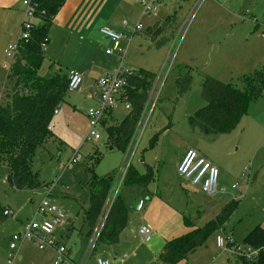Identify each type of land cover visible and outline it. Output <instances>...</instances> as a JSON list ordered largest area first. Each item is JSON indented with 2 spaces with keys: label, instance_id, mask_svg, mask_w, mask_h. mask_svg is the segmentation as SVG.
<instances>
[{
  "label": "rangeland",
  "instance_id": "rangeland-1",
  "mask_svg": "<svg viewBox=\"0 0 264 264\" xmlns=\"http://www.w3.org/2000/svg\"><path fill=\"white\" fill-rule=\"evenodd\" d=\"M118 1L120 5L113 0V12L105 11L107 14L101 18L119 25L122 20L128 23L120 29L127 37L120 43L125 50L121 63L115 54L105 53L108 47L98 31L99 25L89 40L81 39L71 30H49L38 75L67 76L70 71L78 70L84 72L85 78L82 74L78 89H66L50 122L51 136L35 148L32 169L37 172L41 186L34 190L14 189L8 181L9 169L0 164V206L10 207L15 215V219L8 215L0 223V264H7L11 235L22 231L23 224L34 214L35 220L41 219L40 213H36L39 207L61 209L64 221L71 225L70 231L65 224L56 228L50 238L66 249L65 243L72 244L77 237L86 235L89 228L84 211L88 207V191L84 183L91 176L90 167L97 177L113 175L112 195L117 191L127 203L138 198L133 187L119 184L116 178L128 163L150 175L147 189L161 208L157 222L160 226L174 227L177 235L172 238L191 228L184 224V216L190 217L196 226H202L226 204L234 203L232 213L222 225L223 234L232 241L229 247L225 248L224 243L223 247L217 246L216 236L222 235L217 227L201 246L177 264H245L243 259L238 261L233 247L238 244V249L245 251L247 232L257 225L264 227V120L250 113L232 131L207 135L191 129L187 115L205 105L200 87L205 76L242 90V76L264 65V0H205L200 4L197 0H160L155 11L145 15L138 0ZM174 10L176 29L171 40L161 48L153 47L146 35L148 26ZM137 21L142 29L131 35L130 27ZM6 59L9 64L10 59ZM119 67L141 68L156 75L152 88L156 97L145 103L135 141L125 152L109 149L106 144L105 128L118 125L127 114L120 101L106 112L105 125L99 127L101 139L96 142L87 139V110L99 105V89L96 85H92L93 89L88 86L92 81L89 78L113 74ZM179 78L190 80V88L181 95L177 86ZM6 86L7 81L0 104L8 98ZM263 95L264 91L259 97ZM256 103L264 112V103ZM258 122L259 127L254 125ZM255 127L258 130L254 132ZM186 146L214 158L219 172L215 194L202 192L199 186L177 174L176 162ZM233 184L236 189H231ZM231 193L237 198L233 199ZM160 232L163 234L165 230ZM149 244L137 236L132 244L122 246L123 253L128 255L130 249H137L139 264L145 261L158 264L155 255L160 251L154 253V245ZM79 250L81 257L85 251L81 247ZM18 254L21 258L13 264H54L57 258L55 250L39 249L32 240H25ZM77 258L75 262L79 263Z\"/></svg>",
  "mask_w": 264,
  "mask_h": 264
},
{
  "label": "trees",
  "instance_id": "trees-1",
  "mask_svg": "<svg viewBox=\"0 0 264 264\" xmlns=\"http://www.w3.org/2000/svg\"><path fill=\"white\" fill-rule=\"evenodd\" d=\"M30 1L34 11L29 35L26 40L17 41L15 56L8 68L5 91L8 98L0 104V164L9 169L8 181L16 190H34L41 186L37 172L32 169L34 151L51 136L49 126L54 110L60 105L67 89V76L56 73L50 78H43L37 73L43 59L41 45L48 42L53 19L65 0ZM175 14L174 10L171 15L147 28L146 35L153 47L161 48L171 40L176 29ZM123 76L125 83L118 101L128 102L130 109L118 125L105 130L108 148L125 152L135 135L156 75L139 68L124 71ZM242 80L244 87L240 90L211 76H205L200 84L205 105L187 115L189 127L207 135L232 131L246 114L249 103L256 100L264 89V65L243 75ZM177 86L181 95L190 88V80L179 78ZM101 125H105L104 119ZM89 170L91 176L84 183L88 191L84 220L91 230L104 210L114 186V177L111 174L97 177L91 167ZM149 179L148 173L141 174L132 164H128L121 184L141 190L143 196L148 198ZM233 204H226L213 219L202 226L193 227L190 217L184 216V224L192 229L164 243L157 255L158 264H177L201 246L217 227H222L234 209ZM5 208L7 207L0 206V223L6 218L3 214ZM127 222V207L122 197L116 194L107 212L99 242L104 240L116 243ZM109 226L113 227V231L107 235ZM244 243L247 248L257 250V253L250 259L236 256L238 261L243 259L245 264H264V227L257 225L249 230ZM229 245L227 242V246ZM237 247L239 245L235 244L234 248Z\"/></svg>",
  "mask_w": 264,
  "mask_h": 264
},
{
  "label": "built area",
  "instance_id": "built-area-1",
  "mask_svg": "<svg viewBox=\"0 0 264 264\" xmlns=\"http://www.w3.org/2000/svg\"><path fill=\"white\" fill-rule=\"evenodd\" d=\"M159 1L160 0H139V2L142 5L143 14H149L155 11ZM202 1L205 0H197V4H200ZM22 4L24 6V10H23V20L21 23L19 35L15 43L8 44L5 50V56L10 59V63L15 56V52L17 49V41L20 39L26 40L28 38L29 35L28 31L31 28L30 27L31 22L33 20L34 6L32 5L31 1L22 0ZM122 23L126 24V21L124 20L122 21ZM141 29H142V24L138 21L135 23L130 33L132 35L136 31ZM99 32L112 43L111 47L105 49V53L108 55L115 54L119 59V63H121L124 58L125 50L121 47L120 43L122 40H124L127 37H125L122 33L115 31L106 26L100 27ZM41 46L44 47L45 45L42 44ZM129 70L131 69L122 70L121 67H119L113 74L110 75L107 74L97 79L96 84L99 89V105L94 108L90 107L87 110V118L89 124L87 139H90L95 142L101 139L99 132V127H102L101 121L104 118L106 112L114 108L115 105L117 104L121 88L125 83L123 72ZM81 81H82V73L77 71H70L67 75V88L70 90H76L79 88ZM152 88H153V84L149 91L150 95L148 93L149 98L147 100V103H150L149 99L151 97H156V95L154 96L155 89L152 91ZM1 95L2 94L0 91V97ZM155 102H156V98L154 102L152 101L151 107L154 105ZM122 103L125 110L130 109V105L128 102L123 101ZM57 108L54 110V113L57 112ZM134 138L135 135L132 139L131 144L134 143L135 141ZM128 164L123 166L121 168V171L118 172L116 176V178L119 179V184L122 183ZM176 171L178 175H180L183 179L189 181L190 184L199 186L202 192L209 195H213L216 193V182L219 174L218 168L216 165H214L205 157H203L197 150L194 149L186 150L176 167ZM231 189H236V185L233 184L231 186ZM224 191L225 189H223L221 192ZM111 193L112 190L105 203L102 214L97 219L93 228L90 230L88 237V244L84 256L79 263H70L67 257V252H66L67 249L65 248V246L56 243L54 239L50 238V235L53 233V231L56 228L60 227L63 222H65L61 209L55 206L48 207L47 209L39 207L36 213H40L42 218L39 221H37L35 220V214H34L29 221H26L23 224L22 231L11 235L8 246L10 252L7 255L6 263L13 264L18 257V251L20 245L25 240H32L37 244L39 249L51 248L55 250V253L57 254V258L55 259L54 264H60V263L63 264L67 262L69 264H85L86 257L89 254H91L97 243H99L107 212L109 210L112 201L115 198V195L117 194V191H115L113 195ZM232 198L235 199L237 198V196L232 194ZM140 207H141V202L137 203L136 209H140ZM3 214L6 216L8 215L12 216V218L15 219V215L13 211L10 210L9 208H5ZM220 231L222 235L216 236V244L218 247H223V243H224L225 248H228L229 246H227V242L231 244L232 241L229 240V237L227 235L223 234L222 227L220 228ZM151 232H152V228L148 224L141 225L137 228V233L144 242H149V240L151 239ZM233 250L235 253H238V256H241L246 259L252 258L257 253V250L252 248H247L245 251H240L238 247L236 249L233 247ZM121 257L125 258V254H123ZM95 264H112V263L107 258L97 257L95 259Z\"/></svg>",
  "mask_w": 264,
  "mask_h": 264
},
{
  "label": "crops",
  "instance_id": "crops-1",
  "mask_svg": "<svg viewBox=\"0 0 264 264\" xmlns=\"http://www.w3.org/2000/svg\"><path fill=\"white\" fill-rule=\"evenodd\" d=\"M112 1L113 0H65L63 6L61 7V9L58 11L55 18L53 19V22H52L49 30H51V28L53 30L54 29L64 30V31L65 30H71V31L76 32L81 39L88 37V40L95 36V35H93V33L96 30V28L98 27V25H99V28L106 26V27H109L115 31L120 32L121 31L120 29L123 27L122 25H124L122 22L119 25V24H117L111 20H108V18L107 19L101 18V16L107 14L105 11L110 10V12H113V9L111 7ZM138 2H139V0H138ZM116 4L120 5L118 0H117ZM128 4L129 3L127 2L124 5H128ZM23 10H24V6L22 4V0H0V91H2L3 88L5 87L7 77H8L9 64L6 61L7 59L5 56V50H6L7 45L10 43H13L19 35L21 23L23 20ZM171 13L166 14L163 17L169 16V15H171ZM142 15H145V14L142 13ZM139 18H141V16ZM162 18H160L158 21H155L153 24L161 21ZM101 20H102V22L99 24V22ZM122 21H124V20H122ZM125 25H128V23L126 22ZM152 25H150V26H152ZM150 26H148V27H150ZM130 28H133V27H130ZM98 31H99V29H98ZM102 37H103V35H102ZM103 38H104V42H105L106 46L111 47L112 43L108 39H106L105 37H103ZM48 41H49V33H48ZM81 73L83 74L84 72L81 71ZM83 76L85 78V74H83ZM89 79L92 81H91V84L88 83V86H91V88L93 89L92 85L97 86V84H96L97 79L96 78H94V79L89 78ZM263 91H264V89H263ZM1 97H2V95H1ZM1 97H0V100H1ZM256 102H260V104L264 103V95H263V97H258L257 100L249 103L248 108H247V112L243 116V118L248 116L250 113H255V116H256L255 118H257V117L260 118V116H261L262 117L261 120L262 121L264 120L263 109L260 107V105H257ZM256 105L260 109L256 108ZM107 118H108V113L105 115V117L103 119L106 120ZM259 124L260 123L258 122V124H254V125L259 127ZM257 127L252 128V130L254 132L257 131L258 130ZM188 149H191V148H189L187 146L182 148V152H181V154H180V156L176 162V167H177L178 163L180 162L183 154ZM198 152L203 157H205L207 160H209L211 163L216 165L215 160L212 156H210L207 153L204 154L200 151H198ZM137 171L141 174H144L143 170L137 169ZM219 185H220V187L222 186L221 184H219ZM186 187L187 186H185L184 190H186ZM147 188H148V186H147ZM131 189L135 190L136 196H138V198H136L134 201L128 200V203L123 200L125 203V206L127 207V210H128V222H127V226L124 228V230H122L120 232V234L118 235V241L114 244H111V243L106 242L104 240L97 243V245L95 246V248L93 249L91 254H89L86 257L85 264H95V259L97 257L107 258L111 261L112 264H139V261L137 259V257H138L137 251L138 250L137 249H133V250L130 249L129 254L126 255L125 253H123V247L122 246L126 245V244H129V245L132 244V240L134 238H136L137 236H139L137 233V228L141 225L148 224L152 228L151 234L153 233L154 235L152 234L153 238H151L149 240V243H150L149 245H150V247H152L154 245V248H153L154 253L156 250L160 251L162 249L163 246L160 247L162 243H165L167 240L174 237L173 235H175V236L177 235L176 230H173L174 227L169 226V225L165 227V226H160L158 224V222H157L158 221V215L161 212V208H160V204L156 203L157 200L155 198H153L154 194L150 190H148L150 195L148 198H146L145 196H143L141 190H139L135 187H133ZM232 194L233 193H231V195ZM144 201H146V202L148 201V203H144ZM139 202H141V207H140V209H136V205ZM7 208L12 210L10 207H7ZM137 216H138V218H136ZM143 216H145V217H143ZM146 217H148L149 218L148 220H150V221L146 220ZM64 225L66 226V228L69 232L70 228H71L70 223L63 222L61 227ZM193 227H197V226L194 224ZM88 228H89V226H88ZM191 229L192 228H190L189 230H191ZM164 230H165V232H163V234H162V232H160V231H164ZM184 230H187V228ZM188 231H186V232H188ZM89 233H90V228L84 237H82V238L77 237V239L74 240L72 244L70 243V241H69L68 245L65 243V245L67 246V251H66L67 257H68L70 263H76L75 262L76 257H79V258H77V259H79V261L82 260V258L84 256L83 254L85 252H83L82 256L80 257L81 252L79 250V247H81V251L86 250V247L88 244ZM123 233L125 234L124 237H123ZM61 235H62V233L60 234V236ZM162 235H164V236H162ZM162 237H165V238H162ZM152 239H153V241L151 243ZM160 239H162L161 243L159 242ZM159 243H160V246H159ZM77 244L79 247L77 246ZM162 245H164V244H162ZM158 249H160V250H158ZM52 254H54V252H52ZM123 254H125V258L121 257ZM156 254L158 255L159 252ZM157 255H155V258L157 257ZM17 258H21V256L18 254ZM133 259L137 260V263H136V261L134 262ZM156 261H157V258H156ZM66 264H69V263L67 262ZM143 264H148V262L145 261Z\"/></svg>",
  "mask_w": 264,
  "mask_h": 264
},
{
  "label": "water",
  "instance_id": "water-1",
  "mask_svg": "<svg viewBox=\"0 0 264 264\" xmlns=\"http://www.w3.org/2000/svg\"><path fill=\"white\" fill-rule=\"evenodd\" d=\"M112 231H113V227H112V226H109V227L107 228V230H106V234L109 235V234L112 233Z\"/></svg>",
  "mask_w": 264,
  "mask_h": 264
}]
</instances>
